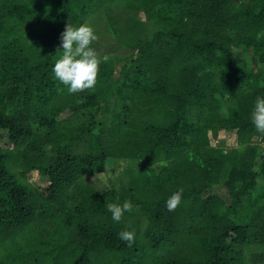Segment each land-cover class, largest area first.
Instances as JSON below:
<instances>
[{"label":"trees","instance_id":"16d2710c","mask_svg":"<svg viewBox=\"0 0 264 264\" xmlns=\"http://www.w3.org/2000/svg\"><path fill=\"white\" fill-rule=\"evenodd\" d=\"M68 22L101 60L72 95L52 71ZM258 96L264 0H0V264H264Z\"/></svg>","mask_w":264,"mask_h":264},{"label":"clouds","instance_id":"9594fccd","mask_svg":"<svg viewBox=\"0 0 264 264\" xmlns=\"http://www.w3.org/2000/svg\"><path fill=\"white\" fill-rule=\"evenodd\" d=\"M97 39L94 29L86 23L73 26L68 22L60 34L63 51L60 52L62 55L56 60L52 71L55 78L67 88L70 95L95 88L101 63L92 47L93 42ZM29 43L31 42L29 41ZM104 59L106 60L107 57ZM83 102L82 99L78 100V103ZM251 123L257 132L264 134V97L256 98L251 113ZM183 192L184 189L180 188L166 200V208L169 212L174 211L181 204ZM105 207L115 222H120L126 212L133 211L130 200L124 201L123 204L106 203ZM118 238L127 247H132L135 243V231H121L118 233Z\"/></svg>","mask_w":264,"mask_h":264},{"label":"rangeland","instance_id":"374dc122","mask_svg":"<svg viewBox=\"0 0 264 264\" xmlns=\"http://www.w3.org/2000/svg\"><path fill=\"white\" fill-rule=\"evenodd\" d=\"M7 134L5 132L0 133V146H7ZM214 144L226 143L228 147H237L238 139L237 133L233 131H221L219 137L217 139L212 140ZM102 178L104 179V183H106L108 175L102 174ZM30 181L35 187H39L42 191L45 190L47 186V182L43 180L42 176H40L37 172H33L30 177Z\"/></svg>","mask_w":264,"mask_h":264}]
</instances>
